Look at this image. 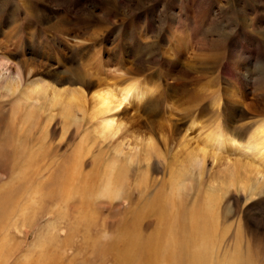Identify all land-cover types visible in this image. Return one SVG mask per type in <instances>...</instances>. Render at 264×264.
Returning a JSON list of instances; mask_svg holds the SVG:
<instances>
[{"label":"rangeland","instance_id":"374dc122","mask_svg":"<svg viewBox=\"0 0 264 264\" xmlns=\"http://www.w3.org/2000/svg\"><path fill=\"white\" fill-rule=\"evenodd\" d=\"M3 61L12 72L20 70L25 89L46 84L62 88L64 98L70 95L65 90H86V109L84 104L72 106L73 111L59 104V109L51 104L50 88L40 104L26 103L39 116L33 139L42 140L41 131L49 126L44 139L47 156L40 162L43 180L54 171L53 179L59 182L61 163L90 129V97L96 88L134 84L148 92L144 101L133 100L113 112L121 129L111 146L136 149L131 195L128 205L94 196V236L113 237L124 218L128 220L129 208L137 207L142 238L138 260L143 263L151 258L150 248L171 242L168 236L172 229L178 232L182 217L204 206L214 193V247L208 263L236 258L264 264V156L253 157L244 150L254 124L264 120V0H0V68ZM32 82L37 83L30 88ZM18 96L0 91V186L14 163L11 118ZM78 106L83 107L76 110ZM68 110L77 122L60 117ZM218 123L243 147L210 150L206 163L178 173V159L187 165ZM97 153L94 148L87 157L86 172L93 171ZM237 168L242 177L249 175L247 188L240 182L226 183ZM221 182L228 186L216 188ZM7 215L0 211V220ZM51 220L45 216L38 225L47 227ZM160 228L164 238L154 237ZM20 237H36L35 229ZM70 260L118 264L97 255L73 259L67 254L63 259Z\"/></svg>","mask_w":264,"mask_h":264},{"label":"bare ground","instance_id":"6f19581e","mask_svg":"<svg viewBox=\"0 0 264 264\" xmlns=\"http://www.w3.org/2000/svg\"><path fill=\"white\" fill-rule=\"evenodd\" d=\"M24 80L20 70L16 69L15 72H12L7 63L3 61L0 68V91H3L10 97H17L18 94L21 97L18 96L19 98H17L16 106L12 109L11 118L12 152L14 153L12 156L14 163L13 167L11 165L10 177L6 178L4 184L0 186V211L6 214L8 213L4 221L0 220V238H17L25 230L31 228L35 229L36 238L38 239H53L56 237H110L107 235L101 237L96 236L97 234L95 236L93 235V228H95L93 226L97 222L98 213H96V206L93 205L92 199L97 194L113 202L117 201L122 203L123 201L128 205V199L131 195L129 185L130 179H132L130 178V171H132L131 166L136 160V149H131L130 152H127L123 144L119 145L120 143H117L118 145L111 146V142L115 140L121 129V125L116 124V117L115 114L113 115V112L118 109L121 110L122 106L128 105L133 100H138L139 102L144 101L148 92H145L142 88L134 84H129L126 87L110 84L96 88L93 91V95H91L92 97H90L92 98V103H94V106L90 103L92 107L89 111L90 116L88 115L91 127L83 131L80 141L75 145L73 154L68 157V160L64 164L61 163V174L59 171L56 174L58 178L61 175V179L58 182L53 179L56 173L54 171H51L46 180L41 178L42 170L40 169L42 168V161L47 156L44 139L48 136L49 126L42 129V140H34L35 130L39 128V116L34 109H27L26 103L28 101H37L40 104V99L49 93L48 88H50L53 91L51 104L54 103V106L64 104L65 109L71 110L72 106L84 104L83 106L85 108V105H87L84 103L86 90L84 88L65 90L66 94H69V91L70 95L64 98L65 94L61 90L62 88L59 90L56 87L39 83L35 85L37 81L35 83L32 82V86L30 84V88H33L34 85L35 88L28 90L24 88ZM62 108L60 107L59 109ZM80 108L79 106L78 108L75 107L76 110ZM55 109L58 111L57 107ZM82 110L81 113L84 112V109ZM68 112L69 110L64 112L65 114L60 117L70 123L77 122L78 120L75 115ZM79 112L80 110L77 113ZM67 130L68 128L63 130L65 134H67ZM225 134L221 123H218L215 129L203 138V146L196 147V149L198 148V152L195 151V153L192 151L195 155L189 156L187 165L185 164V160L178 159L180 164L178 173L183 174L187 166L203 165L205 157H208L211 153L210 150L222 151L227 147L239 149L243 147L236 138L227 137V134ZM151 141L150 143H152ZM182 141L184 143L183 139ZM147 142L148 140L145 143L147 144ZM186 143H184L186 146L190 145ZM246 143L245 149L242 148L246 152L250 153L253 157L264 156V120L261 122L257 121L254 124V128ZM149 144L148 147L151 146ZM94 148L98 150V153L93 157V171L86 172V160ZM178 148L180 149V147ZM146 149H148L147 145ZM110 152L111 154L109 155ZM214 156H217V154L215 153ZM209 157L211 158V156ZM139 166L141 167V165ZM234 172L232 174L233 176L230 177V181L226 183L230 186L234 182L236 185L240 182V184L247 188L250 185L248 183L249 175L247 178L246 176L242 177L241 168H237ZM220 184L221 186L216 188L222 190L228 186L225 182H221ZM213 195L214 193L207 196V202L204 206L193 208L189 217H186V215L182 217L181 226L177 229L178 232L172 229L168 237L172 242L181 243V245L173 248L170 252L168 251L169 254H172L174 258L178 255L187 257V259H190V261H186L187 264H248V262H242L241 259L236 260V258L228 259L225 263L211 262L210 260V263H208V259L213 252L214 243L211 244L210 241L214 240L213 234L216 223L213 207L215 197ZM129 211L130 213H128L127 218L131 220L128 222L124 218V226L121 227L120 223L121 228H117L113 237L140 238L136 222L137 207L133 208L132 206L129 208ZM45 216L51 217L52 219L49 225L47 227H37L38 221ZM169 220L172 221L173 218L170 216ZM161 221L165 223L167 218L164 217ZM162 229L160 228L154 237H163ZM80 232H83V235H80ZM0 249V256H4L6 252L3 250L6 247H0Z\"/></svg>","mask_w":264,"mask_h":264},{"label":"crops","instance_id":"0c3cea01","mask_svg":"<svg viewBox=\"0 0 264 264\" xmlns=\"http://www.w3.org/2000/svg\"><path fill=\"white\" fill-rule=\"evenodd\" d=\"M36 226L40 227L38 223ZM141 241L142 238L122 237L0 238V247H6L3 250L6 253L4 256H0V264H82L78 261L73 263L71 260L64 262L63 259L67 254L73 259L79 256L85 258L88 255H97L103 258L111 257L118 264H187L186 261H190L185 256L178 255L174 258L172 254H169L173 248L180 246L181 243L168 241L162 247L150 248L148 255L151 258L140 263L138 257L141 249L138 248L140 247L138 245ZM84 264H87L86 261Z\"/></svg>","mask_w":264,"mask_h":264}]
</instances>
